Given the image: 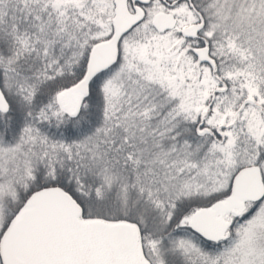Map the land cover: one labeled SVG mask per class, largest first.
I'll use <instances>...</instances> for the list:
<instances>
[{
    "label": "snow or ice",
    "instance_id": "obj_1",
    "mask_svg": "<svg viewBox=\"0 0 264 264\" xmlns=\"http://www.w3.org/2000/svg\"><path fill=\"white\" fill-rule=\"evenodd\" d=\"M0 264H264V0H0Z\"/></svg>",
    "mask_w": 264,
    "mask_h": 264
}]
</instances>
